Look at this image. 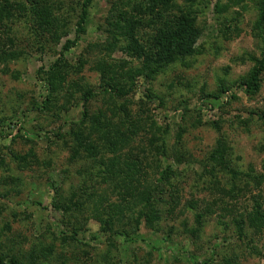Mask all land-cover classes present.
Here are the masks:
<instances>
[{"label":"rangeland","instance_id":"obj_1","mask_svg":"<svg viewBox=\"0 0 264 264\" xmlns=\"http://www.w3.org/2000/svg\"><path fill=\"white\" fill-rule=\"evenodd\" d=\"M217 1L226 4L228 0H192L188 4L175 0L179 8L191 7L204 30L197 43L201 55L190 58L187 69L178 64L153 81L143 76L127 82L132 86L128 110L137 133L107 155L118 163L115 168L121 176L114 180L106 175L96 178L93 168L98 167L82 153L73 159L70 139H57L56 134H67L70 125L78 124L84 90L95 95L88 103V114L102 111L111 116L122 103H108L99 94L100 75L93 70L97 61L122 65L125 71L139 67L117 50L108 55L86 52L108 42L104 21L117 0H92L86 32L78 39L67 19L70 34L52 50L58 53L67 40H77L64 56L72 66L80 61L84 66L69 78L72 86L45 107L47 90L37 74L48 69L56 57L32 35L24 20L14 23L11 36L22 56L0 64V255L5 264L10 257L26 261V255L39 244L55 250L44 264H224L231 257L234 264H264V225L257 232L247 222L258 206L264 210V182L257 185L253 181L245 189L243 181L232 179L229 172L224 174L209 159L222 141L232 170H252L256 177L264 178V127L257 116L264 112V74L255 97H247L238 87L253 61L264 57V35L257 36L255 30L259 6L256 0H234L235 7L217 16ZM80 4H69L65 11H77ZM221 86L229 90L225 97L217 101L204 98ZM178 127L183 134L176 143ZM154 138L165 145L164 155L151 145ZM129 159L142 172L133 199L151 196L160 222L153 231L142 226L133 237L136 240L107 239L100 233L95 206L100 205L101 212L121 202L118 193L124 194L126 189L121 180ZM84 184L94 192H89L90 199L80 191ZM70 201L79 204L70 215L84 229L78 243L62 240L70 227L69 215L54 207ZM142 204L139 201L137 208ZM241 219L245 222L240 237L234 222Z\"/></svg>","mask_w":264,"mask_h":264},{"label":"trees","instance_id":"obj_2","mask_svg":"<svg viewBox=\"0 0 264 264\" xmlns=\"http://www.w3.org/2000/svg\"><path fill=\"white\" fill-rule=\"evenodd\" d=\"M191 1L185 0L187 4ZM77 2H81L77 11L74 9L65 11L70 9L69 4L72 5ZM91 3L92 0L0 1V64L17 61L22 56V53L18 49L16 50L11 36L14 23L20 19L25 21L32 35L43 42L42 46L46 45L56 57L48 69L41 70L37 74L38 81L43 83L47 90V97L43 102L44 107L48 106L49 100L58 95L60 91L72 86V83H69V78L80 73L84 66L81 65L83 61H80L77 66H72L64 56L76 46L77 40L72 42L67 40L58 53H55L52 48L59 47L61 41L69 36L70 23L74 25L76 39L85 34L88 24V8ZM235 5L237 2L234 0H228L226 4H220L217 1L214 12L218 16L227 13ZM255 5L259 6V18L255 30H258L257 36H262L264 35V0H256ZM190 8L188 10L186 5L182 8L177 7L175 0H117L111 5L108 17L104 21V25L107 27L106 34L109 36L108 42L106 45L99 44L89 47L86 52L93 50V52L97 51L99 55L102 53L108 55L117 50L131 62L139 64V67L137 69L129 68L125 71L122 65L121 67L117 64L107 65L101 59L97 61L93 70L100 75L99 94L104 96L108 103L116 101L122 103L112 112L111 116L102 111L88 114V103L95 95L88 89L84 90L80 97L82 113L78 124L70 125V132L67 134H56L57 139H64L65 137L70 139L69 144H71L73 159L79 158L82 153L85 155L86 161L98 167V169L93 168L98 173L96 178L99 175L102 177L106 175L114 180L121 176L115 168L118 164L117 160L108 159L107 155L108 153L114 154L119 143L129 140V135L137 133L128 110V105H130L128 97L129 94L131 96L130 88L132 87H129L128 83L143 76L147 81H153L158 74L178 64L187 69L189 67L188 60L201 55L197 43L204 30L197 24L196 15L191 12ZM253 62L254 66L240 80L238 86L249 98L258 94L260 78L264 74V57L260 60L255 59ZM123 64L126 63L123 62ZM228 91V88L221 86L215 94L205 95L204 98L217 101L222 96L225 97ZM231 99L234 100L235 97L232 96ZM257 116L264 127V112ZM181 120L184 121V117H181ZM198 124L201 123L198 122ZM181 130L182 127H178L176 143L181 140L183 134V130L182 132ZM151 145L155 146L157 152L165 154V145L163 142L160 145L158 138H154ZM226 150L225 144L221 141L217 143L216 149L209 155L210 161L221 172L224 174L229 172L232 179L243 181L245 189H248L253 181L257 185L264 182L263 176L257 175L256 177L252 170L246 173L232 170L229 161L226 160ZM262 165L264 169V160ZM141 173L138 164L129 159L121 180L126 189L124 194L118 193L121 202L108 205V210H101V212V206L99 205L100 207L97 208L95 206L96 222L100 225V233L104 234L107 239L119 237L127 241L136 240L133 237L138 236L142 226L153 231L160 222L157 203L152 200L151 196L143 194L140 199L135 197L133 199V191L137 189L135 183L138 182L137 178L140 177ZM169 174L171 175L170 170ZM87 175H90V182H92V174L89 172ZM163 179L165 183L169 181L168 176ZM82 188L84 191H80L86 193L85 199H90L91 193H94L91 192V186L88 188L84 184ZM75 197L76 195L73 194L72 198ZM71 201L68 203L69 205L54 207L63 215H69L67 224L70 227H66L62 240L78 243L80 234L84 233V229L80 222L70 215V212L79 206L77 202ZM139 201H142L143 204L137 208ZM258 207V212L251 215L247 222L250 228L260 232L264 225V210L260 206ZM244 222L242 219L234 222L240 237ZM194 232L192 237H195ZM54 252L55 250L51 245L42 247L39 244L26 255L24 258L26 261H23L22 258L18 260L16 257H10L6 264H44L54 256ZM231 258L223 261L224 264H234L235 259L234 257ZM0 264H5L2 255H0Z\"/></svg>","mask_w":264,"mask_h":264}]
</instances>
